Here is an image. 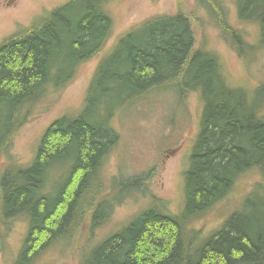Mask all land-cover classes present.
<instances>
[{"label":"trees","instance_id":"trees-1","mask_svg":"<svg viewBox=\"0 0 264 264\" xmlns=\"http://www.w3.org/2000/svg\"><path fill=\"white\" fill-rule=\"evenodd\" d=\"M107 1L66 0L1 40L0 155L34 104L104 49L112 33ZM194 2L238 52L244 50L242 34L223 18L222 0ZM235 3L238 20L256 23L264 35V0ZM65 70L68 76L61 74ZM165 84L182 93L199 91L202 101L199 126L179 171L185 190L179 214L158 206L147 182L150 171L124 182L113 175L109 188L101 179L104 159L118 140L113 118ZM245 94L228 82L211 51L195 48L192 22L180 6L139 21L99 58L80 111L59 113L49 123L32 161L26 166L1 161L0 241L23 220L16 264H34L51 249L60 254L69 240L79 243L80 264H264V115ZM72 157V166L56 174L54 164ZM253 168L260 174L251 175L262 180L243 191L239 208H228L215 223L199 219L209 218L215 203L236 193L238 177ZM122 190L127 191L117 197ZM131 192V199L143 196L144 204L109 224ZM98 228L109 231L100 240L93 237Z\"/></svg>","mask_w":264,"mask_h":264},{"label":"rangeland","instance_id":"rangeland-1","mask_svg":"<svg viewBox=\"0 0 264 264\" xmlns=\"http://www.w3.org/2000/svg\"><path fill=\"white\" fill-rule=\"evenodd\" d=\"M63 1L65 0H0V42L5 36L44 18L48 10ZM222 2L223 18L226 23L242 34L244 50L239 52L225 39V34L220 33L213 17L207 21V15L205 19V10L196 6L194 0L107 1L104 8L112 18V33L104 49L98 56L79 64V71L71 81L59 86L58 89L49 90L34 104L26 120L16 129L6 152L1 154L0 163L8 160L7 164L13 161L18 162V165L25 164L21 166L30 163L46 127L58 117L56 115L63 112L61 115L72 116L80 111L99 58L111 49L118 36L154 14L174 13L177 6L181 7V11L192 22L195 48L202 46L211 51L220 61L228 82L242 88L246 93L247 102L251 100L258 114L264 115V35L256 23L250 21L241 23L238 20L235 0ZM61 74L68 76L69 72L65 70ZM63 80L57 84L60 85ZM199 94V91L191 89L182 93L172 84H165L117 114L112 120V126L118 132V140L102 164L103 185L109 188L108 182L116 174H120L117 178L124 182L131 176L150 171L152 173L148 176L147 182L153 196L159 198L158 206H163L169 212L181 213L185 207V190L184 178L179 171L184 155H188L190 151L189 144L197 132L196 126H199L202 110ZM73 161L72 157L69 160L66 158L62 163L57 162L54 164L55 173H65ZM252 171L257 170L250 169L238 177L233 193L238 191L231 197L228 194L223 201L215 203L214 208L217 206V209L209 218L206 214L199 219H208L215 223L228 208L232 206V209L235 206L239 208L243 202V191L249 189L250 184L255 185L256 181L262 180L258 171L259 174L251 175ZM248 173L249 177L243 183V187L238 189L240 179ZM125 191L127 190L117 192L115 195L123 197ZM133 192L129 193L127 201L115 207L109 224L124 220L128 214L136 213L140 203L144 204V201L139 202L143 196L130 198ZM20 226H23V220L15 222L0 241V264H16L18 258L16 252L21 247L25 234V228L21 230ZM3 232V227H0V234ZM108 232L106 229L98 228L93 237L100 240ZM70 241L62 244L64 249L60 254L51 249L39 256L34 264H80L79 243L72 244Z\"/></svg>","mask_w":264,"mask_h":264}]
</instances>
